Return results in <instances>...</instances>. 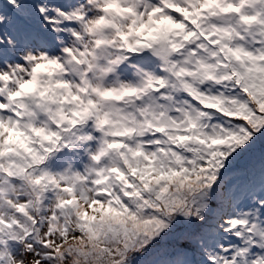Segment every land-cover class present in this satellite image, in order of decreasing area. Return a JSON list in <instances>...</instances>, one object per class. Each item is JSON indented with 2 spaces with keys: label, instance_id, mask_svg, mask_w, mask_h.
<instances>
[{
  "label": "snow or ice",
  "instance_id": "snow-or-ice-1",
  "mask_svg": "<svg viewBox=\"0 0 264 264\" xmlns=\"http://www.w3.org/2000/svg\"><path fill=\"white\" fill-rule=\"evenodd\" d=\"M0 264H264V0H0Z\"/></svg>",
  "mask_w": 264,
  "mask_h": 264
}]
</instances>
